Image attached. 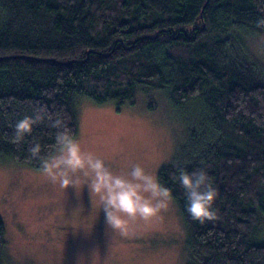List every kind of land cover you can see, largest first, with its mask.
<instances>
[{"label": "trees", "instance_id": "obj_1", "mask_svg": "<svg viewBox=\"0 0 264 264\" xmlns=\"http://www.w3.org/2000/svg\"><path fill=\"white\" fill-rule=\"evenodd\" d=\"M257 37L264 0H0V159L39 170L29 147L51 155L57 119L77 139L83 99L119 108L162 89L189 149L158 178L175 196L191 261L264 264L254 242L264 231V69L244 44L264 49ZM25 116L33 130L16 142ZM201 167L218 192L216 218L203 224L174 179ZM4 246L0 221V264Z\"/></svg>", "mask_w": 264, "mask_h": 264}, {"label": "rangeland", "instance_id": "obj_2", "mask_svg": "<svg viewBox=\"0 0 264 264\" xmlns=\"http://www.w3.org/2000/svg\"><path fill=\"white\" fill-rule=\"evenodd\" d=\"M255 42L264 46L262 37ZM249 43L244 42L245 49L264 69V49ZM165 94L162 89L138 90L134 102L119 108L83 99L75 140L84 153L103 159L116 173L140 164L158 177L163 167L184 162L189 149L182 120ZM75 177L76 187L66 189L59 176L53 180L42 169L0 159L2 263L194 264L175 201L154 217L129 220L114 231L106 224L99 196L89 192L87 178L79 171ZM255 234L254 242L264 246V231Z\"/></svg>", "mask_w": 264, "mask_h": 264}, {"label": "clouds", "instance_id": "obj_3", "mask_svg": "<svg viewBox=\"0 0 264 264\" xmlns=\"http://www.w3.org/2000/svg\"><path fill=\"white\" fill-rule=\"evenodd\" d=\"M34 124L35 120L29 116L17 120L13 126V139L23 141L32 132ZM52 125L58 129L56 150L41 157V144L34 142L28 151L33 157L40 158L41 169L53 180L59 176L63 188H75L78 183L75 174L82 173L87 178L89 192L99 196L109 228L122 230L129 220H147L174 203L173 191L140 164H133L124 174L116 173L103 159L84 153L62 121L54 120ZM174 179L184 189L185 210L192 220L201 224L213 221L218 192L206 169L178 168Z\"/></svg>", "mask_w": 264, "mask_h": 264}]
</instances>
